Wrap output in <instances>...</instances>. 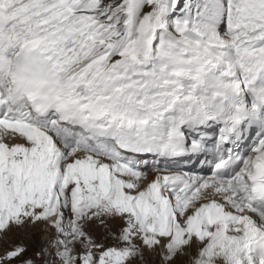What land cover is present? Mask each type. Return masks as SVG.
Here are the masks:
<instances>
[{
  "label": "snow or ice",
  "instance_id": "obj_1",
  "mask_svg": "<svg viewBox=\"0 0 264 264\" xmlns=\"http://www.w3.org/2000/svg\"><path fill=\"white\" fill-rule=\"evenodd\" d=\"M0 264H264V0H0Z\"/></svg>",
  "mask_w": 264,
  "mask_h": 264
},
{
  "label": "rangeland",
  "instance_id": "obj_2",
  "mask_svg": "<svg viewBox=\"0 0 264 264\" xmlns=\"http://www.w3.org/2000/svg\"><path fill=\"white\" fill-rule=\"evenodd\" d=\"M13 239H23L29 247V254L31 255L33 250L38 249L41 245L46 243L47 237L40 235V233L37 231L36 233H32L27 236H25L23 233H20L18 235H14Z\"/></svg>",
  "mask_w": 264,
  "mask_h": 264
}]
</instances>
